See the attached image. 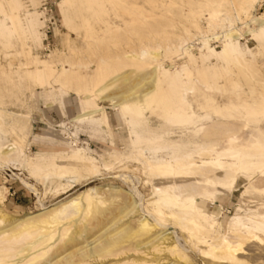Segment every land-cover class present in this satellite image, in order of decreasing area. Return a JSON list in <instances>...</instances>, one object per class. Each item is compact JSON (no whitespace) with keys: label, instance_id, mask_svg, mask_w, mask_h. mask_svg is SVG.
<instances>
[{"label":"rangeland","instance_id":"1","mask_svg":"<svg viewBox=\"0 0 264 264\" xmlns=\"http://www.w3.org/2000/svg\"><path fill=\"white\" fill-rule=\"evenodd\" d=\"M42 1L0 0V25L11 26V20L16 16L18 21L13 34H3L0 30V139H2L4 147L13 145L21 151L17 162L5 164V159L0 157V163L5 165L0 168V190L5 197L4 201L0 203V214H6L15 220H23L40 213L41 203L45 207L51 208L55 203H64L79 196L82 197L79 204L83 208L86 206L85 196L89 193L94 195L93 192H97L99 195L93 199L92 203L95 202L89 212L79 220L77 219L81 221L78 224L79 228L71 224L67 237L85 224L97 226L94 233L101 229V232L103 231L101 234L112 224L108 232L112 236L123 228L131 230L133 227L132 229H135L138 217L155 226L154 218L151 217V215L155 217L156 213L152 204L156 200L154 188L178 187L180 190L176 192L177 194L196 196L204 189L213 191L211 187L203 186L207 179H213L215 176V180H230L231 174L227 177L225 172L215 171L212 172L213 174L208 172L207 169H211L210 165L192 179H157L146 172L145 166L139 164L136 157H130L127 117L120 109H116L112 101L107 98L124 94L127 97L133 93L137 96L150 90L153 87L150 78L155 68L158 67L178 73L181 84L188 83L191 90L187 92L186 98L191 104V111L202 120L198 126L204 127L209 138L212 133L217 131L212 134L214 136L211 135V139L207 137L205 141H202L201 136L199 138L194 136L193 127L170 123L165 118L163 109H145L144 118L147 128L150 127L149 129L152 131L155 128L153 134L159 135L161 145L185 144L184 150L192 152L194 150L193 158L197 162L210 161L214 159L215 152H222L223 162L232 163V160H229L232 150L246 151L258 139H264V0L256 1L252 10L249 9V12H246L248 14L242 11L238 12L240 0H205V2L204 0H94L92 3H87L88 0H45L52 10L49 30H46L43 24ZM209 1L213 4L208 3ZM228 2L231 5L229 7ZM168 3H170L169 6ZM188 4L194 5L195 8ZM207 5L209 7H206ZM165 7H169V9H165ZM196 7L200 10L203 8V10L200 12ZM215 8L219 9V15L214 21L209 15ZM187 9L191 12L193 10L197 15H191ZM226 11L227 14H224ZM63 17L67 20L65 21ZM27 19L36 21L37 39H33L24 30ZM195 22L196 24H194ZM141 26L148 33L153 34V32L160 31V34L157 37L152 35V38L146 39L143 35L135 34V29ZM260 29L262 34L258 36V33L255 32ZM149 30L151 31L149 32ZM231 32L235 35L234 38L238 43L240 55L237 61L226 60L220 55L226 35ZM45 39L47 42H44ZM195 40L199 41L196 48L191 46ZM214 40L218 41L219 45L212 44L211 42ZM103 41H106L107 44ZM182 42L185 44L183 45ZM46 44H49V49L44 52ZM151 46V52L154 57L157 55V61L151 62L147 59L139 61L136 55H139L144 47ZM166 47H170L169 50L165 49ZM191 54L193 61L189 63L187 55ZM125 56L126 58H124ZM37 61L46 62L56 72L62 68L71 70L72 78L55 83L49 77L50 72L47 70L45 75L48 76V83H35L27 77V74L40 68ZM188 64H190L194 75L191 78L194 80L190 78L187 81L186 77L181 75L182 66ZM245 69L247 70L245 71ZM99 70L104 77L101 84H98ZM195 71H199L205 76L197 74ZM236 76L238 79H235ZM253 76L255 77L253 78ZM113 81L115 83H112ZM97 89L102 92L99 94ZM86 97H91L96 106L104 108L108 127L96 128L74 121L83 111L82 106ZM247 107L259 108L261 113L250 117L246 110ZM104 131H106V135H104ZM231 134H234L233 136L237 139L239 138L234 144L229 143L230 138H233ZM224 135L226 136L224 137ZM194 140L195 142H200V140L206 142L204 144H208L206 146L209 148L207 152L200 154L194 146H191V141L194 142ZM207 142L212 143V148L209 147L211 143ZM81 148L85 150L86 157L93 159L92 164L96 172L90 170L87 162L79 163L71 159L74 151L77 152V149ZM188 148L192 150H188ZM249 152L256 154L253 150ZM84 154L80 153L81 156H85ZM116 155L120 156L119 160H116ZM161 156L167 158L165 154ZM227 157L228 159H225ZM22 158L28 160L27 168L20 165ZM39 158H43L46 162L54 159L56 164L67 168L77 167L78 173L75 180L67 181L68 177L64 179L52 177L46 181L43 180V173L34 172L32 174V166ZM262 159H264V154ZM260 173L253 170H239L235 175L236 181L230 189H216V199L207 210L214 222L210 232L195 231L191 236L178 224L175 225L176 222L172 219H166V229L154 228L153 236L160 235L163 231L174 232L171 237L178 243L176 245L180 249L181 259L166 252L167 250L164 249L166 244L161 245L162 241L154 243L157 247L154 244H149L154 246L152 250L148 245L145 249L146 246L142 245L147 243L146 239L149 241L148 238L152 235L149 234L142 239L145 240L143 243L132 240L127 243V246L133 244L134 247L129 253L128 251L123 253L127 255H120L116 257L117 259L115 257H107L104 260L97 259L100 260L99 262L90 259L85 264H110L111 262V264H117L118 261L119 264H125V262L127 264L133 260L136 262L134 264L138 262V264L142 262V264H239L238 262L220 263V261H214L209 255L202 253L206 250L205 244L202 242L218 244L223 237L234 240L235 236L243 242L242 249L237 255L240 264H264V232L257 233L261 240L257 241L250 235H246L241 226L251 227L255 222L264 223V174ZM245 176L246 178H244ZM22 182L33 186L37 194L25 187ZM197 183L202 185H197ZM68 185L71 186L63 193ZM109 187L120 192L117 194L104 192ZM131 190H136L142 197L141 213L139 211L138 215L125 216L123 211L128 206L126 204L130 199L139 203ZM128 198L130 199L128 200ZM171 210L178 216H183L178 209L172 208ZM164 211L168 212V209H164ZM243 216H247V218ZM236 217L241 218L240 225H234ZM171 223L172 229L167 230ZM105 225L108 226L104 228ZM62 226L67 227L65 224ZM121 226L122 228H120ZM61 229L58 230L62 231ZM188 229H193V226L189 225ZM115 230L116 232H114ZM122 235L123 233L118 237ZM197 239H200L201 242ZM138 243L140 244L137 245L138 248L141 246L142 248L137 249L141 251L137 253L135 245ZM26 245L24 243L16 247L11 253L16 254L17 249ZM157 248H159L158 251ZM133 251L134 253H132ZM45 262L39 264H45Z\"/></svg>","mask_w":264,"mask_h":264},{"label":"bare ground","instance_id":"2","mask_svg":"<svg viewBox=\"0 0 264 264\" xmlns=\"http://www.w3.org/2000/svg\"><path fill=\"white\" fill-rule=\"evenodd\" d=\"M93 1L94 0H88L87 3H92ZM211 1H213V0H211ZM256 1H258V0H240V2L238 1L240 3V9H241V10L239 9L238 12H240V11L245 12V13L247 11L249 12V9L252 10L251 8L254 5V3H256ZM204 2H205V0H204ZM217 2H219V1H217ZM65 3H66V1H65ZM198 3L199 2H197V4ZM208 3H211V2L209 1ZM228 3L227 4L229 7L230 2H228ZM169 4L170 3H168V6H169ZM175 4H177V3H175ZM185 4H187V3H185ZM211 4H213V3H211ZM236 5H238V4H236ZM170 6H172V5H170ZM188 6H191V5L188 4ZM191 7H194V5ZM191 7H188V8L191 9ZM206 7H209V5H207ZM165 9H169V7L168 8L165 7ZM189 9H187V10H189ZM196 9H198V8L196 7ZM198 10L201 12V10H203V8L201 10L200 9H198ZM218 10H216V8L213 9L212 13H210L211 15H209V16H211V18L214 19V21H215V18L217 19V15H219ZM173 11H174V9H173ZM221 13H224V12H221ZM168 14H170V13H168ZM195 14L197 15V13H194L192 10L191 15H195ZM224 14H227V11ZM246 14H248V13H246ZM16 17L11 20V22H12L11 26H6L5 24L0 25V30L2 31L3 34L7 33L8 35H11L14 33L15 24L18 23ZM63 18L65 21L67 20L65 17H63ZM186 19H188V18H186ZM225 19H226V17H225ZM27 20L28 21L25 22L26 26H25L24 30L33 39H35V38L37 39L36 21L34 19L33 20L27 19ZM194 24H196V22ZM143 26H145V25H143ZM143 26L135 29V34L137 33L139 35H143L144 38H146V39L152 38L151 37L152 35L155 37L159 36L160 31H157L156 29H154L157 32H153V34L148 33ZM146 27H147V25H146ZM129 29H131V28H129ZM120 30H121V28H120ZM133 30H134V28H133ZM150 31L151 30H149V32ZM255 33L256 34L258 33V36H261L262 30L260 29V30H258V32H255ZM234 34H235V31H234ZM234 34L231 32L228 35H226L225 44L223 45V49L220 52V55L222 57L226 58V60L232 59V60L237 61V58L240 55L238 43L236 42V39L234 38V36H235ZM111 35H109V37ZM260 38H262V37H260ZM101 39H99V40H101ZM108 43H110V42L108 41ZM101 44H102V42H101ZM106 44H107V42H106ZM170 44L172 45V43H170ZM170 44H168V45L170 46ZM182 44H183V42H182ZM182 44H180V45L183 46L185 43L183 45ZM174 45L172 46L173 48H174ZM167 48L169 50L170 47H166L165 49H167ZM151 50H152V46L151 47H144L143 49H141L139 55H136V54L135 55L138 57L137 59L139 61H144L147 59V60H150L151 62L152 61L156 62L157 61V59H156L157 55L154 57ZM211 55H212V53H211ZM187 57H188L189 63L193 61L192 54L187 55ZM124 58H126V56ZM224 58H222V59L225 60ZM112 60H113V58H112ZM138 60H136V61H138ZM37 63L40 66V68H38L35 71L30 72L28 74L26 73L27 77L29 79H31L32 81H34L35 83H39V84H47L48 83V76L45 75V71H47V70H49V72H50L49 77L52 78L55 83H58L60 81L72 78L73 74H71L72 73L71 70H67V69L62 68L60 71L56 72V71L52 70L50 68L49 64H47L46 62H38L37 61ZM247 63H249V62H247ZM87 64L89 65V63H87ZM87 64H86V66H87ZM250 66H252V65H250ZM246 70L247 69H245V71ZM235 71L239 72L237 70H235ZM195 72H197V74L205 76L203 73H201L199 71H195ZM181 75H182V77H186L187 81H189V79L193 75V72L191 71V68H190V64H188L187 66H185V65L182 66ZM235 75H238V74H235ZM193 77H194V75H193ZM254 77L255 76H253V78ZM103 78H104L103 73L101 72V70H99V72H98V79H99L98 84L102 83ZM236 78L238 79V76H236L235 79ZM150 79H151L150 82H152L153 87H151L150 90H147L144 93H140L137 96L135 93L130 94V95L128 94L130 96V98H129V96L126 97L125 96L126 94L121 95V96L119 95L120 97L115 95V96L107 98V100L112 101V103L114 104V107L116 109L117 108L120 109L122 111L123 115H125L127 117L126 123L128 125V128H129L130 150H131L130 157H132V158L136 157V160L139 162V164L141 163V165L145 166L146 172L150 176L157 178V179H163V180L166 178L179 179V180H181L182 178L183 179L184 178L192 179L196 175L201 173L204 170V168H206V166H208V165L211 166V169H207L208 172H211V173L215 172V171L225 172L227 177H228V175L231 174V176H232L231 179L230 180H221V179L215 180L216 179L215 176H214L215 179L214 178L213 179H207L205 181V183L202 182L203 186H209L212 188L213 191L210 192L207 189H204L202 193H199L196 196H184L182 193L177 194L176 192H178L180 190L178 187L168 186V187L161 188V189L160 188H154V196H155L156 200L152 204L154 206V210L156 213H155V217H153L151 214L150 215L152 218H154V221L156 223L155 226L150 225L145 219L139 218L138 216L134 215V216L138 217V219L135 218L136 223H137V226L135 229H132L133 227L131 228V230L123 228V230H121L119 233L112 235V236H110L108 232H109V229L111 228L110 226H112L111 223H113V220H111L112 222L109 223V224H111L109 226V228L107 227L108 225L104 226V228L107 227L106 231L104 232L105 233L104 236H103L104 233L101 234L103 232V231L101 232V229L98 232L94 233V230H95V228H97V226L92 225V224H89V225L85 224V225H82L80 227V229H78L76 232H74V234L67 237L68 230L70 228L69 226L71 224H73L72 226H74V225L78 226V224L81 223V221H78L79 218H82L84 214L86 215L89 212L90 208L92 207V205L95 202L94 201L92 203L93 199L95 197H98V195H99L97 192H93L94 195L89 193L85 196L86 206L83 207L82 206L83 204H81V206L83 208L80 207L79 203H80V201H81L80 199H82V197L80 198V196H79V197L73 198L69 201H65L64 203H57V204L55 203V205H52L51 208L45 207L41 203V201L39 200V203H41V206H40L41 212L36 214V215L26 217L23 220H15V219L9 218V216L6 214H0V264H39L43 261H46L45 264H85L90 259H94V260H97V259L102 260L103 259L104 260L107 257H115V259H117L116 257H119L120 255H122V256L127 255V254H123L126 251H128V253H129V251L133 250L134 247H133L132 242H131L132 245H128V246L126 245L127 243H130L131 240L132 241H138L139 243H141V242L143 243L145 240H142V239L149 236V234H152L155 227L161 228L162 230L166 229V225H165L166 219L167 220H169V219L174 220L176 222L175 225L178 224L182 229L186 230L188 232V234H190L191 236L193 235L192 232H195V231H197V232H200V231L210 232L213 229L214 222L211 220L210 216L208 215L207 210H209L212 203L216 199L215 198L216 193H217L216 189H230L236 181L235 175L239 170H246V171L253 170V171L261 172L264 174V170H263L264 159H262V156L264 154V139L263 138L258 139L249 149L246 150L244 148L246 151L232 150L229 154V160L231 159L232 163H224L223 162L224 159L222 158L223 157L222 152H215L214 153L215 154L214 159H212L210 161H206V160L201 159L202 160L201 162H197L193 158L194 150H193V152L192 151H185L184 150L185 144H180V145L163 144V145H161L159 142V140H160L159 135L157 136V134H153L155 128L153 129V131L149 129L150 127L147 128V122H146V119L144 118L145 109H154V108L163 109L164 116L170 123L181 124L183 126L193 127L194 131L193 130L192 131L194 132V136L197 138H199L201 136L200 139L202 141L206 140V138L208 137V133L205 132V129L203 126H198V124L201 123L202 120L199 117L195 116V114L191 111L192 110L191 104L189 103V101L186 98V94H187V92H189L191 90V87L188 85V83L181 84L179 82L180 75L178 73H176V72L172 73L171 71L166 70L163 67H158L157 69L155 68L153 75L151 76ZM191 80H194V79L191 78ZM93 81L95 82V80H93ZM112 83H115V81H113ZM232 83H233V81H232ZM102 88H104V87L102 86ZM241 88H239V89H241ZM92 90H93V88H92ZM97 91L99 94H100V92H102V90H100V89L99 90L97 89ZM230 91L232 92V90H230ZM130 93H132V92H130ZM261 96H263V95H261ZM84 99H85L84 105L82 106L83 111L81 112V114L77 118L74 119V121L79 123V124L86 123V124H89L91 126H95L96 128H101V126L108 127L107 116H106V113L104 111V108L96 106L94 104V100L91 97H86ZM246 110H247V113L250 117L257 116L258 114L261 113V110L259 108H255V107L254 108L253 107H247ZM165 125H167V124H165ZM213 128H216V127H213ZM244 128H245V126H244ZM156 131H158V130H156ZM213 132H214V130H213ZM215 132H217V131H215ZM214 133H212V134H214ZM225 133H227V132H225ZM168 134H169V132H168ZM170 134H172V133H170ZM234 134H231V135L233 136ZM211 135H210V138L208 137V139H211V137L214 136V135H212V136ZM225 136L226 135H224V137ZM222 137H223V133H222ZM201 140H200V142H195V140H194V142L191 141L192 142L191 146H194L200 154L201 153L204 154L205 152H207V149H209V148H208V146H206L208 144H204L206 142H201ZM225 140H229V139H225ZM237 140H239V138L237 139L236 137L233 136V138L232 137L230 138L229 143L234 144V143H236ZM176 142H178V141H176ZM214 142H216V141H214ZM187 143H189V142H187ZM207 143H211V142H207ZM220 143H221V140H220ZM144 146H147V147L144 148ZM236 146L238 147V144ZM209 147L212 148V143H211V146H209ZM242 147H243V144H242ZM215 148H216V146H215ZM189 149H191V148H188V150ZM251 150L255 151L256 154H251V152H249ZM20 153H21V151H19L13 145H9L7 147H4V145L2 144V139H0V157L5 159V164L19 161L18 158H19ZM80 153L84 154L85 150L82 148L77 149V152L74 151V153L72 154L71 159H74L79 163L80 162H82V163L87 162L88 163L87 166L90 168V170H92L93 172H96V170L92 164V162H94L93 159L90 157H86L85 154H84L85 156H81ZM167 153H169V154H167ZM147 154H149L150 156L147 157L146 156ZM162 154H165L166 155L165 157H167V158H164V156H161ZM128 156H129V154H128ZM23 157H24V155H23ZM224 157H226V156H224ZM119 159H120V156L119 157L117 156L116 160H119ZM225 159H228V157ZM0 160H1V158H0ZM28 164H29V162L25 158L20 162V165L24 168H27ZM0 165H1L0 168H2V166H5L2 163H0ZM32 167H33L32 174H34V172L35 173L41 172V173H43V176H44L43 180H46V181L52 177H55L58 179H64V178L68 177L67 181H69V180L71 181V180H75V177L77 176V173H78L77 167L67 168L66 166H60L54 162V159H52V161H50V162H46L43 158H39L37 160V162L33 164ZM95 167H97V166H95ZM86 169H87V167H86ZM93 172H91V173H93ZM147 173H146V175H147ZM216 173H218V172H216ZM219 175H218V177H220ZM204 176L206 177V175H204ZM221 176H222V174H221ZM244 178H246V176ZM23 185L25 187H27L28 189H30L35 194H37V192L33 186H30L29 184L27 185L25 183H23ZM197 185H202V184L197 183ZM70 186L71 185H68L67 188L64 189L63 193H65L66 190ZM104 192L111 193V194H117L120 191L114 189L113 187H109L106 190H104ZM131 192L134 193V198H137L139 200L138 201L139 203H137L134 199H130L131 198V196H130V198H128V200L130 199L129 203L126 204L128 206L127 207L124 206L126 208L123 211L125 214L122 213L125 216H127L129 214H137L139 211L141 213L140 208L142 207V203H141L142 197H141L140 193L136 192V190H131ZM82 195H84V193H82ZM4 199H5L4 193L0 190V203H2L4 201ZM100 200H101V197H100ZM198 200H200V202H198ZM96 202H97V200H96ZM172 208L178 209L182 213L183 216L182 217L178 216L177 213H175L174 211L171 210ZM164 209H168V212L164 211ZM209 214H211V213H209ZM123 215H122V217H123ZM120 218H121V216H120ZM244 218H247V216ZM253 218H254V216H253ZM115 219H116V217H115ZM128 220H131V219H128ZM63 224L67 225V227L62 226L64 228L61 229L62 228L61 225H63ZM240 224H241V218L236 217L234 225H240ZM189 225L193 226V229H188ZM58 226L62 231H59L58 230L59 228L57 229ZM171 226H172V223H171L170 227L168 226L169 228L167 230L172 229L173 226L172 227ZM241 226L243 227V230L245 231L246 235H250L255 240L261 241L260 238L258 237L257 233H263L264 232V223L255 222V224L251 227H246L243 225H241ZM78 228H79V226H78ZM120 228H122V226ZM111 230H113V229H111ZM118 230H120V229H118ZM114 232H116V230ZM111 233H113V232H111ZM122 233H123V235L121 237H118V235L122 234ZM155 233H156V231H155ZM160 233H161V231H160ZM153 235H154V233L150 236L151 239L148 238L149 241L146 239L147 243H145V245L141 244L144 247L146 246L145 249L147 248V245L150 246L149 244L153 245L155 242L162 241L161 245L166 244V245H164L165 246L164 249L167 250L166 252H170V254L174 255L175 258L181 259L180 254H179L180 249L176 245L178 243L176 240L173 239V237H171L172 235H174V232L166 233L165 231H163L160 235H158V234H157V236H153ZM213 235L215 236V233ZM197 240L199 242H201L200 239H197ZM213 241H211V242H213ZM262 241H263V239H262ZM24 243L27 245L20 247V249H17L16 254L11 253L16 247H18ZM139 243L135 245L136 250L142 248V246L138 248V246L140 245ZM202 243L205 244V248H206V250L202 251V253L205 255H209L214 261L217 260V261H220V263L221 262H231V263L232 262L233 263L238 262L240 264L237 255H238L239 251L242 249L243 242L241 240H239L238 237L235 236L234 240H231L227 237H223V238H221V241L218 244H213V243L207 244L206 242H202ZM152 245L150 246V248H151L150 250L154 249V248H152V247H154ZM135 249H134V251H135ZM158 249L159 248H157V251H158ZM161 250H163V249H161ZM134 251L132 253H134ZM154 251H156V250H154ZM138 252H141V251L137 250V253ZM181 255H182V253H181ZM97 261H94V262H97ZM133 261L131 263L130 262L129 263L130 264L136 263L135 261L134 262ZM118 262H116V263L119 264ZM129 263H127V264H129ZM142 263H140V264H142ZM125 264H126V262H125Z\"/></svg>","mask_w":264,"mask_h":264},{"label":"built area","instance_id":"3","mask_svg":"<svg viewBox=\"0 0 264 264\" xmlns=\"http://www.w3.org/2000/svg\"><path fill=\"white\" fill-rule=\"evenodd\" d=\"M42 3H43L42 7H44V12L42 13L43 19H44L43 20V24H44V27H46V30H49V26H50L51 21H52V17H51L52 16L51 15L52 14V10L48 6L49 4H47L45 0H43ZM47 16L49 17L48 19H47ZM44 42H47V39H45ZM211 43L214 44V45H219V42L216 41V40L212 41ZM198 44H199V41L195 40V41H193V44L191 46L196 48L198 46ZM48 49H49V44H46V46L44 47L43 51L45 52Z\"/></svg>","mask_w":264,"mask_h":264},{"label":"crops","instance_id":"4","mask_svg":"<svg viewBox=\"0 0 264 264\" xmlns=\"http://www.w3.org/2000/svg\"><path fill=\"white\" fill-rule=\"evenodd\" d=\"M104 135H106V131H104ZM103 136V135H102Z\"/></svg>","mask_w":264,"mask_h":264}]
</instances>
